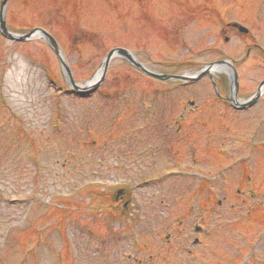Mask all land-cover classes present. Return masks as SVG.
Masks as SVG:
<instances>
[{
    "label": "rangeland",
    "instance_id": "1",
    "mask_svg": "<svg viewBox=\"0 0 264 264\" xmlns=\"http://www.w3.org/2000/svg\"><path fill=\"white\" fill-rule=\"evenodd\" d=\"M1 3L0 264H264V97L237 112L224 75L182 88L119 57L82 95L60 63L83 85L115 48L160 76L232 61L245 100L264 0Z\"/></svg>",
    "mask_w": 264,
    "mask_h": 264
},
{
    "label": "water",
    "instance_id": "2",
    "mask_svg": "<svg viewBox=\"0 0 264 264\" xmlns=\"http://www.w3.org/2000/svg\"><path fill=\"white\" fill-rule=\"evenodd\" d=\"M6 0H3V3H2V7H4V4H5ZM3 9V8H2ZM3 10H1L2 12ZM2 19V18H1ZM3 21V20H1ZM2 32H3V35L11 40H17V41H24L26 39H33V37L35 36L33 33H31L30 35H27L26 37H14L13 35L9 34L6 29L3 27L2 29ZM42 34V36H45L46 38H48L52 44H54L53 40L50 39V37L44 32V31H41L40 32ZM114 57H122L124 59H126L131 65H133L135 68L141 70L142 72L150 75V76H153L154 78H157L159 80H169V79H175V80H184V81H190V82H194L196 79L195 78H184V77H170V76H160V75H154L152 73H149L147 71H145L133 58L132 56H130L128 53H126L124 50L122 49H115V50H112L111 52H109V54L105 57L104 61H103V64H102V67L100 68L99 72L97 73V75L95 76V78L88 84H86L85 86L83 87H79V86H76L72 80H71V76L69 75V71H68V68L64 65L63 62L62 63V66L64 67V69L66 70L67 74L70 76L69 79H70V84L72 85L73 89L76 90L77 92H79L80 94H88V93H92L93 91H95L97 89V87L101 84L103 78H104V75H105V71L108 67V63L109 61L114 58ZM210 67H213V65H210L208 66V68ZM209 73V69L205 70L204 72H201V74L197 77L200 78L202 77L203 75L205 74H208ZM233 76H234V81H233V84L235 86V88L237 87V79H236V75L233 73ZM254 102V101H252ZM249 103L247 105H243L242 107H247L248 105H251L252 104Z\"/></svg>",
    "mask_w": 264,
    "mask_h": 264
},
{
    "label": "trees",
    "instance_id": "3",
    "mask_svg": "<svg viewBox=\"0 0 264 264\" xmlns=\"http://www.w3.org/2000/svg\"><path fill=\"white\" fill-rule=\"evenodd\" d=\"M127 195L126 194H121L120 192H114L111 194V201H119V202H123L126 203L127 200Z\"/></svg>",
    "mask_w": 264,
    "mask_h": 264
},
{
    "label": "bare ground",
    "instance_id": "4",
    "mask_svg": "<svg viewBox=\"0 0 264 264\" xmlns=\"http://www.w3.org/2000/svg\"><path fill=\"white\" fill-rule=\"evenodd\" d=\"M220 71H224V72H226V71H227V68H225L224 70L221 69Z\"/></svg>",
    "mask_w": 264,
    "mask_h": 264
}]
</instances>
